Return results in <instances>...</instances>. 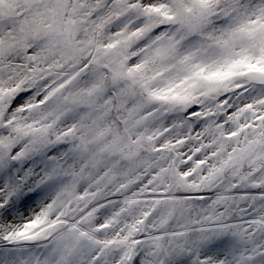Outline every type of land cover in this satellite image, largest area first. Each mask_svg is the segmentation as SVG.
<instances>
[{"label": "snow or ice", "instance_id": "obj_1", "mask_svg": "<svg viewBox=\"0 0 264 264\" xmlns=\"http://www.w3.org/2000/svg\"><path fill=\"white\" fill-rule=\"evenodd\" d=\"M0 264H264V0H0Z\"/></svg>", "mask_w": 264, "mask_h": 264}]
</instances>
